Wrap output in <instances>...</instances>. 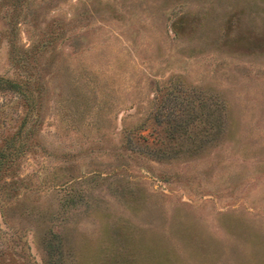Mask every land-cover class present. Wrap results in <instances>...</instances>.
Listing matches in <instances>:
<instances>
[{"label":"rangeland","instance_id":"374dc122","mask_svg":"<svg viewBox=\"0 0 264 264\" xmlns=\"http://www.w3.org/2000/svg\"><path fill=\"white\" fill-rule=\"evenodd\" d=\"M0 79V264H264V0H0Z\"/></svg>","mask_w":264,"mask_h":264},{"label":"trees","instance_id":"16d2710c","mask_svg":"<svg viewBox=\"0 0 264 264\" xmlns=\"http://www.w3.org/2000/svg\"><path fill=\"white\" fill-rule=\"evenodd\" d=\"M1 84H6V86H9L13 89H15V87H18L17 84H14L11 82L3 83V81L0 79V85ZM14 157H15V154L12 150H10V147L6 149H0V175H4L6 174L7 171H9V169L11 168V163L14 161ZM51 247L53 249L55 248L52 245Z\"/></svg>","mask_w":264,"mask_h":264}]
</instances>
